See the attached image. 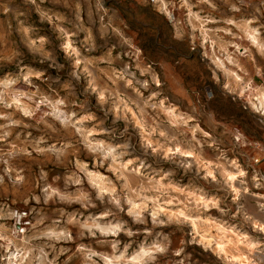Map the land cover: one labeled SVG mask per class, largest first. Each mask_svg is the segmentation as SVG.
<instances>
[{"label": "clouds", "instance_id": "1", "mask_svg": "<svg viewBox=\"0 0 264 264\" xmlns=\"http://www.w3.org/2000/svg\"><path fill=\"white\" fill-rule=\"evenodd\" d=\"M0 264H264V0H0Z\"/></svg>", "mask_w": 264, "mask_h": 264}, {"label": "rangeland", "instance_id": "2", "mask_svg": "<svg viewBox=\"0 0 264 264\" xmlns=\"http://www.w3.org/2000/svg\"><path fill=\"white\" fill-rule=\"evenodd\" d=\"M21 13L23 15H28L27 10H25L23 8L21 9ZM33 20H35L34 14H33ZM37 26L41 28L42 32L51 35V33L48 31V28H47L46 25L45 26L37 25ZM129 28H130L131 34L135 35L138 41L139 40H145L146 41V43L143 44V49L145 50V55L147 56L149 50H152L155 47L154 39L146 31H139L138 32L137 31V26L135 24H130ZM115 54L116 53H114V55ZM180 78L181 77L179 76V74H177L176 82L173 83V95L174 96H182L185 93V89L180 87L179 84H178V81H179ZM79 99L83 100L84 97L81 96V97H79ZM201 126L203 127V125H201ZM238 126L243 130V128H244L243 124H239ZM205 130H207V128H205ZM208 154H210V153H208Z\"/></svg>", "mask_w": 264, "mask_h": 264}]
</instances>
